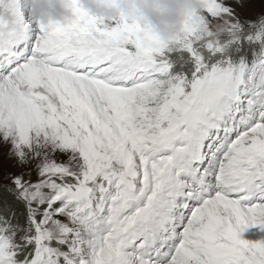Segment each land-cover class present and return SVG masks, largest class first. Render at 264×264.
<instances>
[{
    "label": "snow or ice",
    "instance_id": "6c2138e0",
    "mask_svg": "<svg viewBox=\"0 0 264 264\" xmlns=\"http://www.w3.org/2000/svg\"><path fill=\"white\" fill-rule=\"evenodd\" d=\"M5 6L0 264H264L241 238L264 230V0H206L171 40Z\"/></svg>",
    "mask_w": 264,
    "mask_h": 264
},
{
    "label": "clouds",
    "instance_id": "9594fccd",
    "mask_svg": "<svg viewBox=\"0 0 264 264\" xmlns=\"http://www.w3.org/2000/svg\"><path fill=\"white\" fill-rule=\"evenodd\" d=\"M26 11L34 20L48 25H68L80 9L105 24L128 19L149 27L162 39L171 40L181 34L185 20L195 14L202 16L206 0H24ZM8 24L0 27V57L14 58V46L26 36L25 26L13 20L6 10L0 9ZM219 31V25H212ZM14 33L9 40L8 34Z\"/></svg>",
    "mask_w": 264,
    "mask_h": 264
},
{
    "label": "rangeland",
    "instance_id": "374dc122",
    "mask_svg": "<svg viewBox=\"0 0 264 264\" xmlns=\"http://www.w3.org/2000/svg\"><path fill=\"white\" fill-rule=\"evenodd\" d=\"M241 238L249 242L264 240V230H261L259 226L248 227L241 233Z\"/></svg>",
    "mask_w": 264,
    "mask_h": 264
}]
</instances>
